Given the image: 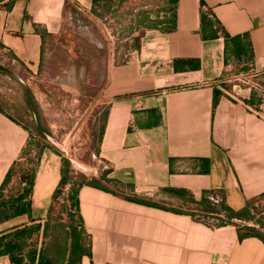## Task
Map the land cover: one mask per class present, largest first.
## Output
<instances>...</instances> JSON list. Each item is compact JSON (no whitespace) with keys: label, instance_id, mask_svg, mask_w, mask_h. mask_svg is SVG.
<instances>
[{"label":"crops","instance_id":"crops-1","mask_svg":"<svg viewBox=\"0 0 264 264\" xmlns=\"http://www.w3.org/2000/svg\"><path fill=\"white\" fill-rule=\"evenodd\" d=\"M121 1L0 0V52L35 79L72 9L92 14ZM202 2L171 4L176 30H147L131 58L110 72L98 150L104 167L79 190L83 254L72 264H264V237L192 214L215 189L237 212L264 199V0ZM204 12L213 24L206 35L217 30L218 38H205ZM251 70L261 87L220 83ZM32 137L0 105V208L30 190L24 201L32 209L0 222V264H13L12 244L20 245L23 264H55L45 253V229L63 164L43 150L37 165L20 172L35 152L28 150Z\"/></svg>","mask_w":264,"mask_h":264},{"label":"rangeland","instance_id":"rangeland-1","mask_svg":"<svg viewBox=\"0 0 264 264\" xmlns=\"http://www.w3.org/2000/svg\"><path fill=\"white\" fill-rule=\"evenodd\" d=\"M169 1L123 0L99 7L92 14L72 9L64 31L48 41L41 71L35 79L15 64L9 54L0 52V65L13 70L24 83L0 73V105L35 131L28 148L35 152L20 163L18 170L22 172L31 163L37 165L43 150L56 153L63 167L68 162L70 190L65 194L61 190L55 197L45 229V253L55 264H65L73 229L78 227L77 210L72 209L73 214L68 201L71 190L104 167L98 150L111 106L106 98L110 72L131 58L129 54L138 50L147 30L167 31L166 21L172 15ZM48 136L57 144L49 141ZM19 182L18 178L13 190ZM250 212L253 222L260 226L255 229L264 235V203ZM194 213L203 214L198 209ZM71 214L76 216L74 221Z\"/></svg>","mask_w":264,"mask_h":264},{"label":"trees","instance_id":"trees-1","mask_svg":"<svg viewBox=\"0 0 264 264\" xmlns=\"http://www.w3.org/2000/svg\"><path fill=\"white\" fill-rule=\"evenodd\" d=\"M177 3H178V0H170V4L176 5ZM202 3H203V5L205 4L204 0ZM171 10H172L171 18L168 21H166V23L169 24V28L167 29V32H173L176 30L177 16H176V12L173 11V9H171ZM202 23H203V30L205 33V38L215 39V38L219 37L217 30L212 32L210 35H206L207 30L209 28H211L213 26V24L209 20L208 14L205 12L202 15ZM62 172H63V179L61 182V187L59 188L56 196H59V192L63 189L64 186L71 183L70 171L68 169V162L67 161L65 162V167H63ZM27 180H28L27 181L28 184L32 188V186L34 185L33 176H30L29 179H27ZM86 184H87V182H84V183L80 184L77 189L73 188V190H71V193L68 196V201L71 204L70 205V208H71L70 211L71 212L73 211L72 209L76 210L78 208L79 190ZM26 194H30V190H29V192L28 191L25 192L23 196H20L17 199H15L14 201H12L8 207H5L4 209L0 208V222L3 220H9L11 218H15V217H18V216H21L24 214L31 215V213H32L31 204L29 201H24L25 200L24 196L26 197ZM254 203L251 202L247 209L237 212V211L231 209L230 207L226 206L225 204H223L220 208L213 207L204 198L203 202L201 204L202 209H200L201 211L198 209V211L205 214V216H207V215H220V214H222V212H226L225 219H221V223L218 226V227H221V226L233 225V222H232L233 219L246 220V221L253 220V217L251 216L250 211H251V208H252ZM73 214H71L70 216H71V219L74 221L76 216ZM192 214L196 215L194 212H192ZM239 230L241 232L242 231H249L250 234H255V235L264 237V235L259 233L254 227H243V228L239 227ZM80 234L81 233L77 227L73 229L70 264H72L74 261L72 259V257H74L75 255L78 256V255L83 254V248H82L83 246L79 245ZM25 235L26 234L24 232V234L21 236H25ZM7 250H8V253L11 257L13 264H23L24 258L17 254V252L20 250V245H18V244L8 245Z\"/></svg>","mask_w":264,"mask_h":264},{"label":"built area","instance_id":"built-area-1","mask_svg":"<svg viewBox=\"0 0 264 264\" xmlns=\"http://www.w3.org/2000/svg\"><path fill=\"white\" fill-rule=\"evenodd\" d=\"M259 74L254 71L251 70L250 72H248V74L243 73L241 75H238L234 78H228L227 76L224 77L223 79L220 80L221 84H225L228 82H233L236 81L237 83L243 85V86H252L253 87H261L262 85L260 84V82L258 81V76ZM70 184H67L66 186L63 187L62 191L63 193H68V191L70 190ZM207 202H209L213 207H217L220 208L223 204H224V195L222 193V191L220 189H215L210 191L209 193L206 194V196L204 197ZM261 203H264V199H260L258 201H256L254 203V207L253 208H258L259 205ZM251 208V210L253 209ZM203 215V216H201ZM201 215H197L198 218L204 222H206L207 224L213 226V227H218L221 223V219H225L226 216V212H222V214L220 215H207L205 216V214H201ZM233 225L239 227H254V228H259L260 226H257L253 220L251 221H246V220H239V219H233L232 220Z\"/></svg>","mask_w":264,"mask_h":264},{"label":"water","instance_id":"water-1","mask_svg":"<svg viewBox=\"0 0 264 264\" xmlns=\"http://www.w3.org/2000/svg\"><path fill=\"white\" fill-rule=\"evenodd\" d=\"M0 73H5V74L10 75V76H12L13 78H15V79L21 81L20 77H19V76L13 71V70L8 69V68L5 67V66L0 65ZM47 138H48L49 141H51L52 143L57 144V142H56L53 138H51V137H49V136H48Z\"/></svg>","mask_w":264,"mask_h":264}]
</instances>
